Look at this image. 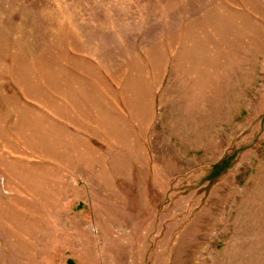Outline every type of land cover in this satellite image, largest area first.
Listing matches in <instances>:
<instances>
[{
    "label": "rangeland",
    "instance_id": "rangeland-1",
    "mask_svg": "<svg viewBox=\"0 0 264 264\" xmlns=\"http://www.w3.org/2000/svg\"><path fill=\"white\" fill-rule=\"evenodd\" d=\"M0 264H264V0H0Z\"/></svg>",
    "mask_w": 264,
    "mask_h": 264
}]
</instances>
